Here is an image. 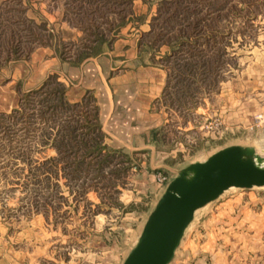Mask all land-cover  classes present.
<instances>
[{"label": "rangeland", "instance_id": "rangeland-1", "mask_svg": "<svg viewBox=\"0 0 264 264\" xmlns=\"http://www.w3.org/2000/svg\"><path fill=\"white\" fill-rule=\"evenodd\" d=\"M141 1L144 3L136 1L130 10L146 15L163 5L162 0ZM223 2L226 4L219 16L214 14L204 20L220 31L214 36L218 43L212 46L217 50H207V44L213 43L200 37L204 49L200 56L182 60L174 54L162 62L169 47L165 44L154 46V52L161 56L159 62L168 67L166 90L155 103L163 123L154 131L151 149L128 150L124 151L128 157L118 155L114 158L113 161L123 160L124 166H129L116 191L105 187L114 181L115 175L109 174L114 169L112 166L104 169L105 179H79L70 185L71 188L61 178L58 191L62 196H59L52 185H47L52 181L42 174L44 169L32 171L41 179V183L36 184L35 174L29 175L24 158L17 159L19 166L25 167L21 171L14 170V161L6 154L0 157V264H122L168 181L181 168L205 160L218 149L233 144L253 146L264 157V122H254L253 118L251 123H236L223 117V110L228 111L227 104L232 96L234 100L244 101L260 100V93L264 94V0H203L206 7ZM37 4L32 8L38 6L48 17L45 9L51 0ZM150 4L152 11H148ZM34 15V10L26 12L24 4L0 0V25L5 29V37L12 32L17 34L16 38L26 40L28 30L39 33L40 28L24 21L25 18L32 20ZM56 15L49 18L54 21ZM200 16L203 15L191 17L189 21ZM34 23L38 27L43 25L38 18ZM158 25H162L161 21ZM45 28L54 36L60 30L57 22ZM54 40L52 38V42ZM79 41L66 40L65 45L69 50L77 49ZM22 46L29 49L33 45L23 43ZM185 62H195L190 71L178 67ZM7 65L14 63L10 61ZM6 66L0 70V100L15 96L13 90L2 86L9 74V66ZM40 98L34 96V100ZM15 100L16 106L19 98ZM2 123L7 125L9 121ZM39 138L36 135L31 143L29 156L35 161L33 164L55 155V150L42 146ZM106 143L116 148L107 138ZM159 177L165 179L159 181ZM93 184L99 189H90ZM251 190L261 193L264 187L231 188L219 197ZM100 198L105 203L96 208ZM216 200L195 211L169 264H174L176 254L193 237V229L197 228L199 233V224Z\"/></svg>", "mask_w": 264, "mask_h": 264}, {"label": "crops", "instance_id": "crops-1", "mask_svg": "<svg viewBox=\"0 0 264 264\" xmlns=\"http://www.w3.org/2000/svg\"><path fill=\"white\" fill-rule=\"evenodd\" d=\"M20 1L26 12L34 10L32 20L38 18L45 25L57 22L60 30L53 42L34 47L27 59L13 60V66L5 65L9 66V74L2 86L13 90L15 96L0 100V110H11L21 91L37 89L53 78L65 88L70 101L84 97L93 100L102 130L116 148L151 149L153 132L163 123L155 103L163 94L167 77L158 60L161 56L155 49L146 48L157 11L142 15L132 9L117 35L94 53L66 47L65 41L80 39L81 31L65 19L62 0H51L45 9L48 17L38 6L32 8L46 0ZM136 1L144 3L133 0L131 6ZM151 7L150 4L148 11H152ZM54 13L56 20L52 21L49 16ZM260 94V100L241 101L232 96L223 117L236 123H251L256 114L264 111V94ZM205 216L199 233L197 228L193 229V237L176 254L174 264H264V192L251 190L219 197Z\"/></svg>", "mask_w": 264, "mask_h": 264}, {"label": "trees", "instance_id": "trees-1", "mask_svg": "<svg viewBox=\"0 0 264 264\" xmlns=\"http://www.w3.org/2000/svg\"><path fill=\"white\" fill-rule=\"evenodd\" d=\"M11 1L22 4L20 0H8V2ZM132 2L133 0H64L65 19L83 34L79 39V50L100 52L101 45L111 41L130 18ZM162 2L163 5L158 8L157 15L151 22L149 38L146 40L147 49H154V46L165 44L169 50L163 56L162 62L174 54L179 55L182 60H187L203 53L204 49L199 42V38L203 37L204 41L213 43L207 44V50H217L212 46L218 43L214 40V36L219 35L220 31L211 24H206L204 20L211 18L214 14L219 16L226 2L214 7L212 4L206 7L203 0H162ZM198 15L203 16L189 21V18ZM24 21L40 28V32L28 30L26 40H22L16 38L17 34L12 32L5 37L7 35L5 29L0 25L2 27L0 70L8 62L28 56L34 47L48 44L54 38L52 33L47 32L44 24L38 27L31 19L25 18ZM160 21L162 25L159 26ZM23 43L33 46L25 49L22 46ZM194 64L195 62H185L178 64V67L182 66L188 71ZM162 65L166 70L168 69L164 63ZM166 86L167 84L163 93ZM35 95L42 98L34 100ZM3 120L9 121V124L4 125ZM36 135L38 138L41 137L39 139L42 146L55 150V155L33 164L35 161L29 155L32 140ZM5 154L14 161V170L23 171L26 167L30 175L35 174L33 170L44 169L42 174H45L47 180L52 181L47 185L50 187L52 185L56 195L61 194L58 191L61 178L65 179L64 184L71 188L70 185L79 179H105L107 176L104 174V169L110 166L114 169L109 174L115 177L114 181L109 182V185L105 187L116 191L129 167L124 166L123 160L113 161L118 155L126 156L127 153L106 143V134L102 130L98 108L93 100L84 97L79 101H70L65 88L53 78L45 80L37 89L22 93L17 105L11 110L0 111V157ZM20 158H24L25 167L19 166L17 159ZM35 177L37 179L35 183H41V179L36 174ZM20 179L21 176L18 177V180ZM22 184L24 185L25 182ZM90 189L98 190L99 187L93 184ZM69 192H71L70 195L73 194L71 189ZM102 203L105 202L100 198L96 208H100ZM45 204L47 203L44 202ZM34 206L36 208V204Z\"/></svg>", "mask_w": 264, "mask_h": 264}, {"label": "water", "instance_id": "water-1", "mask_svg": "<svg viewBox=\"0 0 264 264\" xmlns=\"http://www.w3.org/2000/svg\"><path fill=\"white\" fill-rule=\"evenodd\" d=\"M263 186L264 157L250 145H228L189 163L167 183L122 264H169L196 210L230 187Z\"/></svg>", "mask_w": 264, "mask_h": 264}, {"label": "built area", "instance_id": "built-area-1", "mask_svg": "<svg viewBox=\"0 0 264 264\" xmlns=\"http://www.w3.org/2000/svg\"><path fill=\"white\" fill-rule=\"evenodd\" d=\"M254 122L263 123L264 122V112H260L254 116ZM159 181H162L165 179V177H159ZM169 182V181H168Z\"/></svg>", "mask_w": 264, "mask_h": 264}, {"label": "bare ground", "instance_id": "bare-ground-1", "mask_svg": "<svg viewBox=\"0 0 264 264\" xmlns=\"http://www.w3.org/2000/svg\"><path fill=\"white\" fill-rule=\"evenodd\" d=\"M264 187V186H263ZM231 188H236V187H230L229 189H231Z\"/></svg>", "mask_w": 264, "mask_h": 264}]
</instances>
